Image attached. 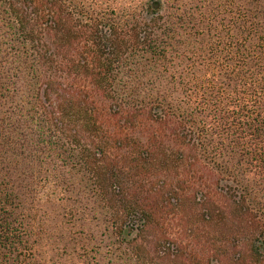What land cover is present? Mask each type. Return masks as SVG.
<instances>
[{
    "label": "trees",
    "instance_id": "16d2710c",
    "mask_svg": "<svg viewBox=\"0 0 264 264\" xmlns=\"http://www.w3.org/2000/svg\"><path fill=\"white\" fill-rule=\"evenodd\" d=\"M0 264H264V0H0Z\"/></svg>",
    "mask_w": 264,
    "mask_h": 264
}]
</instances>
